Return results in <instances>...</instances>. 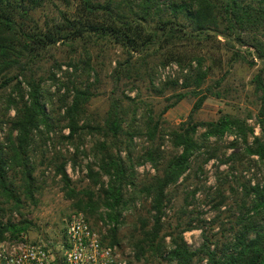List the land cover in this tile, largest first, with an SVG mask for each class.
<instances>
[{
  "label": "trees",
  "instance_id": "obj_1",
  "mask_svg": "<svg viewBox=\"0 0 264 264\" xmlns=\"http://www.w3.org/2000/svg\"><path fill=\"white\" fill-rule=\"evenodd\" d=\"M47 1L55 0H0V95L9 87L14 91L21 90L22 83L27 88L24 93L18 92L19 97L10 94L7 98L14 116L8 121L6 137H0V203L2 198L19 203L21 187L26 195L32 194L33 169L28 146L41 124L50 126L36 77L41 68L40 61L50 49L60 44L73 47L80 40H105L119 45L125 53L112 72L120 96L111 101L102 125L96 123L89 127L101 131L106 139L110 137L117 141H130L142 130L153 141L161 131L170 136L175 148L174 153L164 158L159 146H151L141 157L152 163L156 173L140 188L151 198V215L150 220L140 219L134 237L136 259L147 261L149 252V256L163 258L169 264H264V175L253 184L250 181L241 183L238 214L229 227L230 235L223 232L217 236L202 230L201 244L192 249L183 236L185 231L194 228L191 220H178L169 232L162 233L164 206L170 200L167 190L189 169L195 151L201 146L195 137L199 127L205 129L206 137L234 133L236 138L240 137L248 154L264 160V0H59L74 6L59 10L56 17L41 20L35 12ZM152 53L156 54L158 64L164 66L175 62L186 69L181 84L177 79L165 82V86L186 90L173 94V100L158 114L142 116L144 125L136 126L135 115L130 116V113L135 114V108L130 111L127 106L130 104L124 106L123 99H132L125 90L148 73V57ZM206 59L217 67L226 62L229 66L226 73L237 63L252 71L250 85L257 97L259 134H254V127L247 124L246 118L226 113L214 120L193 121V114L209 95H222L221 92L213 94L208 86H204ZM154 90L162 93L160 89ZM73 92L72 102L65 109L66 127L71 134L78 130L79 114L90 98L87 90L75 88ZM187 95L195 98L188 119L164 130L163 114ZM125 149L128 150V144ZM101 153V175L108 178V182L99 188L101 203L109 210L107 217L114 221L103 240L119 246L118 225L122 211L130 201L123 188L126 185L137 187L134 167L141 162L135 160L130 151L126 158H122L119 151L114 153L107 148ZM209 157L212 156L207 159ZM16 171L22 173V183L16 184L13 175ZM89 172L93 174L91 168ZM58 173L69 183L63 163L58 166ZM224 198L221 192L218 193L217 202L215 200L218 206ZM75 206L96 226L89 214L97 208L98 202L80 198ZM29 223L26 220L18 223L0 221V240L18 236L26 231ZM7 232L8 236L5 235ZM166 237L170 239L169 248Z\"/></svg>",
  "mask_w": 264,
  "mask_h": 264
},
{
  "label": "rangeland",
  "instance_id": "obj_2",
  "mask_svg": "<svg viewBox=\"0 0 264 264\" xmlns=\"http://www.w3.org/2000/svg\"><path fill=\"white\" fill-rule=\"evenodd\" d=\"M73 6L59 0L47 1L35 14L43 20L45 17H56L59 10H68ZM124 57L125 53L119 45L95 38L75 42L73 47L67 43L60 44L45 54L39 63L41 68L36 77L39 78L41 100L50 117V126L41 124L34 131L28 146L29 162L33 169L32 194L26 195L21 187L18 192L19 203L2 198L0 221L18 223L26 220L30 223L23 233L29 238L47 236L58 232L70 213L80 211L75 206L80 198L92 199L98 202V206L89 214L90 219L97 223L103 235L107 234L114 221L107 217L109 210L101 203L99 188L108 182V178L101 175V151L105 148L114 153L119 151L122 158H126L130 151L131 156L141 163L134 167L137 187L126 185L123 188L125 197L130 201L123 209L118 225L121 240L117 249L121 257L132 264H169L163 258L149 256V252L146 255L147 261L137 260L134 237L140 219L150 220L151 215V198L140 191L141 185L156 173L152 163L141 157L151 146H159L164 158L170 156L175 152L170 136L159 131L158 136L151 141L142 130L130 141H117L110 137L106 139L101 131L89 127L96 123L102 125L111 101L120 96L116 91L112 72L117 61ZM148 62V73L129 84L130 89L125 90L132 99H123L124 106L130 104L127 105L130 106V111L135 108V114L130 113V116L135 115L136 126L144 125L142 116L145 117L147 113L158 114L167 102L173 100V94L186 90L179 86H165L167 80L177 79L178 84H181L186 69L175 62L164 66L158 64L154 53L148 57ZM205 68L207 77L204 86H208L213 94L221 92L222 95H209L201 108L193 114V121L214 120L226 113L246 118L247 124L254 127V134H259L257 97L250 85L252 71L237 63L226 73L229 68L226 62L222 67H217L208 59L205 61ZM21 85L22 89L19 91L9 87L0 95L1 138L6 137L8 121L14 116V109L9 107L7 98L10 94L15 98L19 97L20 91L24 93L26 85ZM75 88L87 90L90 98L79 114L78 130L71 134L66 127L68 117L65 116V109L72 102ZM154 88L160 89L162 93ZM194 101V97L187 95L170 107L162 116L164 130L187 120ZM204 130L199 127L195 135L201 146L195 151L189 169L167 190L170 200L165 203L162 215V233L169 232L171 225L178 220H191L194 228L185 231L183 236L192 249L201 244L202 230L217 236L223 232L231 234L229 227L234 224L238 214L241 183L250 181L253 184L264 175V160L248 154L240 137L236 138L232 132L222 137H206ZM127 144L128 150L125 149ZM210 155L212 157L207 159ZM61 163L69 176V183L64 182L58 173ZM89 168L93 170L91 175ZM13 175L16 184L22 183L21 172L16 171ZM220 192L225 198L218 206L216 199ZM5 235L8 236L9 232ZM169 240L166 237L168 248Z\"/></svg>",
  "mask_w": 264,
  "mask_h": 264
},
{
  "label": "built area",
  "instance_id": "obj_3",
  "mask_svg": "<svg viewBox=\"0 0 264 264\" xmlns=\"http://www.w3.org/2000/svg\"><path fill=\"white\" fill-rule=\"evenodd\" d=\"M101 224V223H100ZM0 264H127L103 240L99 226L82 211L70 213L58 232L29 238L21 232L0 240Z\"/></svg>",
  "mask_w": 264,
  "mask_h": 264
}]
</instances>
